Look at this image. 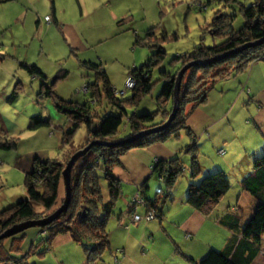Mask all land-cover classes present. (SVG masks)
<instances>
[{
	"label": "rangeland",
	"instance_id": "obj_1",
	"mask_svg": "<svg viewBox=\"0 0 264 264\" xmlns=\"http://www.w3.org/2000/svg\"><path fill=\"white\" fill-rule=\"evenodd\" d=\"M252 2L253 0H83L81 3L80 0H54L56 20L52 17L49 0H0V141L8 137V139L14 138L17 143L15 148L9 150L0 148V210L25 194L24 175L27 171L25 164L36 154H45L46 159L55 158L66 164L78 154L75 163L93 145H98V140L92 139V134L84 123L80 124L71 141L67 144L62 143L63 129L70 125L69 120L55 110L49 99L36 96L40 81L30 78L21 65L22 61L40 63L50 80L60 68L68 70L64 79L54 82L56 91L64 99L71 98L90 103L92 101L85 93L86 84L92 82L95 77L92 71L82 66V61L86 59L100 61L112 86L116 89L115 94L119 97H129L136 85L128 73L130 67L134 63L136 65L143 63L150 53L146 45L134 44L135 35H142L148 28L154 27L156 37L161 41L164 40L162 45L167 53L166 60L161 66L170 71L172 68L168 65V59L173 54L189 51L198 43L210 45L221 41L218 36L212 38L208 31L214 12L220 10L224 13H235L232 26L234 29H239L243 17L238 6L240 3L249 5ZM194 62L196 61H186L178 70L179 73L187 66L180 82L186 70ZM252 65L253 63L238 74L219 80L209 90L206 101L198 106L192 107L191 101H188L189 96L186 97L187 101L180 104L178 91V109L186 114L187 125L194 111L200 108L208 118L214 119L208 131L211 136H208L207 132H202L201 138L204 143L199 147L197 154L201 166L199 176L207 171L214 160H220L217 163L222 165L221 168L226 170L230 179L229 192L232 194V199H238L246 210H250L252 199L247 193L241 192L239 178L235 172L247 171V160L249 161L247 154L253 148L259 147L263 140L253 135L255 124L252 119L257 112L256 105L262 107L260 110H264V61H259L253 70ZM158 70L155 69L152 75V81L155 83L154 90L147 95L149 98L155 96L161 86V82L157 81L160 76ZM255 85H257L255 91L261 94V98H258L260 102L249 101L248 92L243 91L244 87L246 89ZM14 88L18 92L16 99L8 101L7 98ZM141 95V92L135 94L131 100L133 106H137L142 98ZM98 102L99 100L95 105ZM159 103L164 105L163 100ZM171 110L172 101L168 105L164 122L167 121ZM38 113L44 117L49 116L52 126L30 129L29 119ZM94 122L97 123V120ZM190 130L192 131L191 128ZM125 133L126 125L123 123L119 134ZM194 136L195 140H198L195 133ZM224 139L230 143L223 144ZM169 140H174L182 149L188 137L183 129L180 130L178 137H171ZM222 145L223 149L230 153L229 162L224 161L225 155L220 153L219 147ZM245 149L247 150L244 151ZM184 151L181 155L185 173L178 178L175 186L181 193L188 185L186 180L191 158ZM97 175L100 182L106 185L103 172L97 170ZM151 182V188L156 189L157 176H153ZM64 195L63 184L60 186L57 205L52 211L61 205ZM102 195L104 200L108 199V194L104 195L103 189ZM139 202L144 201L137 192L133 196L129 210L134 209ZM34 209L37 216L31 220L43 219L52 213L45 211L40 205H35ZM129 210L125 212L127 216ZM60 214L45 225L24 230L26 234L19 243L21 252L24 253L31 247L33 240H30L29 233L32 230L44 232L41 228L49 226ZM136 215L141 218L138 219ZM157 218L156 210L148 208L143 215L135 213L132 217L135 222ZM66 235L74 242L68 234ZM8 239L9 237L0 239L4 246L3 254L6 256V259L0 260V264H15L12 259H7L8 252L15 246V241L10 243ZM119 252V250L111 252L107 249L93 264H103V262L117 264L114 255L121 258L122 254ZM26 260L35 264H86L84 250L76 243L55 247L43 257L28 255ZM253 264H264V235L260 253Z\"/></svg>",
	"mask_w": 264,
	"mask_h": 264
},
{
	"label": "trees",
	"instance_id": "obj_2",
	"mask_svg": "<svg viewBox=\"0 0 264 264\" xmlns=\"http://www.w3.org/2000/svg\"><path fill=\"white\" fill-rule=\"evenodd\" d=\"M49 1L51 8L54 9V0ZM238 10L243 17L239 29L232 26L235 13L217 10L209 22L208 31L212 38L218 36L221 41L210 45L198 43L189 51L173 54L168 59V65L172 68L170 71L161 66L166 60L167 53L162 45L164 40L156 37L154 27L148 28L142 35H135L134 44L146 45L150 53L143 63L130 67L128 73L136 85L129 97H119L115 94L116 89L100 61H82V66L92 71L95 77L92 82L86 84L85 92L92 103L64 99L58 94L54 82L64 79L68 70L59 69L50 80L36 64L21 62L28 75L40 81L36 96L49 99L55 110L69 120L70 125L63 129L62 143L67 144L71 141L80 124L84 123L92 134V139L98 140V145H93L73 163L67 210L49 226L41 228L44 232L39 230L35 241L33 240L31 247L24 253L21 252L19 243L23 240L25 231L10 236L8 240L10 243L15 241V246L8 252L7 259H12L15 264H35L28 262L27 256L43 257L51 250L55 236L64 233L68 234L74 243L82 246L86 264L95 263L105 250H110L106 225L114 213L116 202L123 194L122 182L113 174L114 168L121 165V155L133 147H148L171 137L176 138L180 130L184 129L188 141L182 146L180 155L152 162L149 176L138 187V193L144 202H139L136 206L143 204L145 211L147 208L154 209L158 217L162 215L163 208L172 198L178 178L185 173L181 155L185 150L184 153L191 156L185 202L204 216L218 210L215 219L228 231L223 230L219 246L209 247L199 258L182 253L177 246L175 250L190 264L254 263L260 253L264 235V137L259 147L252 149L251 164L247 173L238 177L241 192L247 193L252 199L250 210H246L236 203L228 204L226 201L228 198L224 199L231 194L229 192L231 183L226 172L220 167L208 168L199 176L201 166L197 154L200 146L193 131L186 124V114L180 109L166 128L138 135L164 122L165 113L173 98L175 75L184 62L196 61L181 79L179 102L184 103L189 96L188 101L195 107L206 101L209 90L219 80L238 74L255 61L264 60V41L249 44L264 37V0H253L249 5L240 3ZM237 48L240 49L236 53H229ZM155 69H159L160 76L157 81L161 82V86L158 93L149 98L147 95L154 90L155 82L152 81V75ZM140 92L142 98L135 107L131 100ZM17 94L14 88L7 98L8 101L16 99ZM97 100L99 102L95 105ZM161 100L164 101V105L159 103ZM123 123L126 125V133L119 134ZM51 126V118L40 113L32 115L29 119L30 129ZM130 137L131 140L124 141ZM9 139L6 137L5 140H1L0 148L8 150L15 148L16 141L14 138L10 141ZM65 164L66 162H60L55 158L34 159L33 167L24 175L25 194L0 210V234L13 224L35 218L37 216L35 205L42 206L45 211H52L57 205L60 186L63 185L62 171ZM97 170L103 172L106 185L100 182ZM153 176L158 178L156 189L150 188ZM102 187L107 188V200L103 199ZM135 209L136 207L129 210L130 217L137 213ZM3 247V242L0 241L1 261L6 259Z\"/></svg>",
	"mask_w": 264,
	"mask_h": 264
},
{
	"label": "crops",
	"instance_id": "obj_3",
	"mask_svg": "<svg viewBox=\"0 0 264 264\" xmlns=\"http://www.w3.org/2000/svg\"><path fill=\"white\" fill-rule=\"evenodd\" d=\"M80 1L81 3L83 2V0ZM205 7L206 6H204V8ZM52 13V17L57 20L55 6L54 9H52ZM89 60L92 61V59ZM257 63H259V61L253 62V65L251 66L252 70ZM36 65L45 75H47L45 69L40 63H36ZM131 66H136V64L134 63ZM30 78L36 80L34 77ZM255 88H257V85H255V87H246L247 91H245L244 87L243 91L246 93L248 92L247 95H249V101L260 102L258 98H261V94L260 92L255 91ZM256 108L257 112L252 119L256 128H253L255 130L253 135L258 138H263L264 110H260L262 109L261 106L257 107L256 105ZM213 121V118H208L206 116L202 108L199 110L196 109L190 118L188 125L198 137L197 142L199 143V146L204 143V140L201 138V136H203L202 132H207L208 136H211L208 131L209 126ZM169 139L170 138L148 147L130 148L120 157L121 165L115 167L113 170V173L120 179L123 185V194L116 202V210H114V213L112 214L113 219L112 216H110L107 221L110 251L114 252L119 250L122 254L121 258L114 255L117 264H190L175 250L176 246L182 251V253L199 258L209 247L219 246L221 244L223 230L228 231L215 219L218 210L216 212H211L208 216L200 214L185 202V191L181 193L178 188L174 189L171 200H169V203H167L168 205L163 208L162 215L157 219L135 222L132 219V216L130 217V215L127 216L125 214V212L129 210L130 200L138 192L139 185L149 176L152 162L157 159H166L179 154L181 146H179L174 140ZM229 143L230 142H227L225 139L223 140V144ZM219 148L223 149V145ZM218 149L217 152H219ZM246 150L247 149L244 151ZM252 151L253 150L247 154L249 159V161L247 160L248 168L251 164ZM221 154L225 155L224 161H230L228 155L230 153L228 150L223 149V153ZM35 157L44 159L46 158V155L36 154ZM34 158H31L27 164H25L27 171L31 169V163ZM225 158L228 159L225 160ZM217 161L220 160H214L213 164L208 168L210 169L216 166L221 168L222 165H220V163L218 164ZM224 171L226 172V170ZM235 173L238 177L240 174H244L243 171H236ZM151 181L150 183H152ZM186 181L188 183V178ZM102 189L104 190V195L108 194L105 187ZM225 198L228 199L226 200ZM224 199L228 204L236 203L244 208L238 199L233 200L231 198V194L230 196L224 197ZM135 210L137 213L143 214L145 207L143 204H140L139 206H136ZM38 233L39 231L35 229L32 230L29 233L30 240H34L38 236ZM227 236L228 235L226 234V238ZM69 239L70 238H68L66 234L57 235L52 241L51 250L55 247L74 243ZM116 253H118V251ZM103 264L108 263L103 262Z\"/></svg>",
	"mask_w": 264,
	"mask_h": 264
},
{
	"label": "water",
	"instance_id": "obj_4",
	"mask_svg": "<svg viewBox=\"0 0 264 264\" xmlns=\"http://www.w3.org/2000/svg\"><path fill=\"white\" fill-rule=\"evenodd\" d=\"M262 41H264V37L262 39L258 40V41L251 42L249 44L253 45V44L260 43ZM239 49L240 48L234 49V50H232L229 53L230 54L236 53V51H238ZM194 63H192V64H194ZM186 67L187 66H185L178 73V75H177V77L175 79V84H174V89H173V98H172V110H171V113H170L167 121L162 123V124H160V125H158V126H156V127H153L151 129H148V130H145L143 132H140L138 135L145 134V133H148V132H155V131L162 130V129L166 128L170 124V122L173 120V118L175 117V115H176V113L178 111V91H179V85H180V78H181V75H182L183 71L186 69ZM131 139L132 138L130 137V138L125 139L124 141H128V140H131ZM120 142H123V141H119L118 143H120ZM77 156H78V154H76L75 157H77ZM75 157L73 156L67 162L65 168L62 171L63 184H64V187H65V195H64V198H63V201H62L61 205L58 206L54 211H52V213L49 216H47L46 218L38 219V220H25V221L13 224L12 226L7 228L4 232H2L0 234V239L5 238V237L13 236V235H15L17 233H20L21 231H24V230H26L27 228H30V227L45 225V224L49 223L51 220H53L54 218H56L61 212L66 210V208H67V206L69 204V201H70V171H71L73 163H74V161L76 159Z\"/></svg>",
	"mask_w": 264,
	"mask_h": 264
},
{
	"label": "built area",
	"instance_id": "obj_5",
	"mask_svg": "<svg viewBox=\"0 0 264 264\" xmlns=\"http://www.w3.org/2000/svg\"><path fill=\"white\" fill-rule=\"evenodd\" d=\"M129 79H130V78H129ZM221 151H223V150L221 149ZM221 151H220V153H222ZM134 216H135V215H134ZM134 216H133V217H134ZM136 216H137V218H138V219H140V218H141V217H140V216H138V215H136Z\"/></svg>",
	"mask_w": 264,
	"mask_h": 264
},
{
	"label": "bare ground",
	"instance_id": "obj_6",
	"mask_svg": "<svg viewBox=\"0 0 264 264\" xmlns=\"http://www.w3.org/2000/svg\"><path fill=\"white\" fill-rule=\"evenodd\" d=\"M63 201V200H62Z\"/></svg>",
	"mask_w": 264,
	"mask_h": 264
}]
</instances>
